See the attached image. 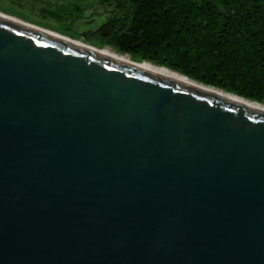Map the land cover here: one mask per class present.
<instances>
[{
	"label": "water",
	"instance_id": "water-1",
	"mask_svg": "<svg viewBox=\"0 0 264 264\" xmlns=\"http://www.w3.org/2000/svg\"><path fill=\"white\" fill-rule=\"evenodd\" d=\"M0 264H264V109L0 12Z\"/></svg>",
	"mask_w": 264,
	"mask_h": 264
},
{
	"label": "trees",
	"instance_id": "trees-1",
	"mask_svg": "<svg viewBox=\"0 0 264 264\" xmlns=\"http://www.w3.org/2000/svg\"><path fill=\"white\" fill-rule=\"evenodd\" d=\"M124 6H131L132 11L122 25L116 15L97 32L83 35L99 40L102 46L264 103V0L113 3L116 11Z\"/></svg>",
	"mask_w": 264,
	"mask_h": 264
},
{
	"label": "rangeland",
	"instance_id": "rangeland-1",
	"mask_svg": "<svg viewBox=\"0 0 264 264\" xmlns=\"http://www.w3.org/2000/svg\"><path fill=\"white\" fill-rule=\"evenodd\" d=\"M114 1L0 0V12L75 39H81L94 46L102 47L99 40H89L83 33L97 32L116 15L120 17L121 25L124 20L130 18L131 6L130 10L128 6H124L123 9L116 11L113 7ZM104 30H107V27ZM136 58L139 59V57Z\"/></svg>",
	"mask_w": 264,
	"mask_h": 264
},
{
	"label": "bare ground",
	"instance_id": "bare-ground-1",
	"mask_svg": "<svg viewBox=\"0 0 264 264\" xmlns=\"http://www.w3.org/2000/svg\"><path fill=\"white\" fill-rule=\"evenodd\" d=\"M77 40H79V42H81V43L89 44V43H86L85 41H83L81 39H77ZM94 47H96V49L99 48L100 52H102L103 54H106L108 56L114 57L116 59H120V60H123V61H126V62L137 64L139 66H142L144 68L159 72L161 74H164V75H167V76H171V77H174V78L189 82L190 84H196V85H199V86L210 88L212 90L215 89V91H218L219 93H221V94H223V95H225L227 97H230V98H232L234 100H237V101H240V102H244V103H248V104L253 105L255 107H259V108H263L264 109V103L256 102L254 100H249V99L247 100L246 98L234 95L233 93H228V92H226L224 90H221V89H216V88H212V87H209V86H205V84H200L199 82L184 76L182 73L180 74L179 72H176V71L170 70L168 68L159 66V65L151 63L149 61L139 60L137 58L132 57L130 54L120 52V51L114 49L111 46L106 45V46H102V47L101 46L100 47L94 46Z\"/></svg>",
	"mask_w": 264,
	"mask_h": 264
},
{
	"label": "flooded vegetation",
	"instance_id": "flooded-vegetation-1",
	"mask_svg": "<svg viewBox=\"0 0 264 264\" xmlns=\"http://www.w3.org/2000/svg\"><path fill=\"white\" fill-rule=\"evenodd\" d=\"M110 3V2H109Z\"/></svg>",
	"mask_w": 264,
	"mask_h": 264
}]
</instances>
